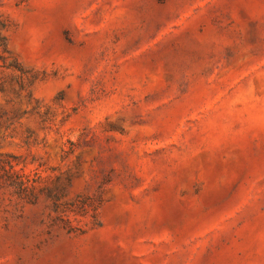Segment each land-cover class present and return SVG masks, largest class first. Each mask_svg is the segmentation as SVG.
<instances>
[{
  "label": "rangeland",
  "instance_id": "374dc122",
  "mask_svg": "<svg viewBox=\"0 0 264 264\" xmlns=\"http://www.w3.org/2000/svg\"><path fill=\"white\" fill-rule=\"evenodd\" d=\"M0 264H264V0H0Z\"/></svg>",
  "mask_w": 264,
  "mask_h": 264
}]
</instances>
